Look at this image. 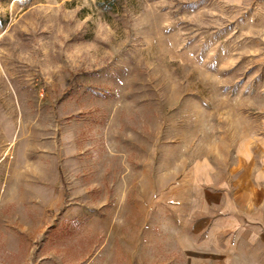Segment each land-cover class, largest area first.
<instances>
[{"label": "rangeland", "instance_id": "obj_1", "mask_svg": "<svg viewBox=\"0 0 264 264\" xmlns=\"http://www.w3.org/2000/svg\"><path fill=\"white\" fill-rule=\"evenodd\" d=\"M234 166L264 181V0H0V264H88L92 215Z\"/></svg>", "mask_w": 264, "mask_h": 264}, {"label": "crops", "instance_id": "obj_2", "mask_svg": "<svg viewBox=\"0 0 264 264\" xmlns=\"http://www.w3.org/2000/svg\"><path fill=\"white\" fill-rule=\"evenodd\" d=\"M220 173L218 179L207 171H188L153 190L150 201L165 206L161 213L138 210L132 219L133 213L122 209L120 223L92 215L88 231L103 236L104 244L88 264H209L211 253L216 252V262L223 259L226 242L233 248L241 241L264 250V181L256 182L250 169L235 166L229 169L232 176H226L225 169ZM157 212L159 216H153ZM116 227H121L119 237L113 235ZM260 259L264 264V251Z\"/></svg>", "mask_w": 264, "mask_h": 264}]
</instances>
